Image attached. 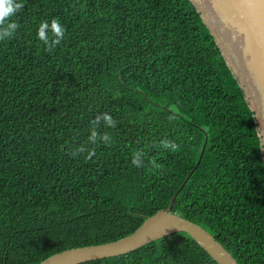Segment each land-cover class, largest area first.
<instances>
[{
    "label": "trees",
    "instance_id": "1",
    "mask_svg": "<svg viewBox=\"0 0 264 264\" xmlns=\"http://www.w3.org/2000/svg\"><path fill=\"white\" fill-rule=\"evenodd\" d=\"M23 2L11 17L14 37L0 40V264H37L130 234L168 206L193 167L171 211L239 264H264L255 117L193 3ZM52 18L65 35L49 52L36 33ZM101 113L116 126L101 122L96 131L110 141L92 143ZM165 139L179 150L164 148ZM137 151L141 167L132 164ZM78 264L217 263L176 232Z\"/></svg>",
    "mask_w": 264,
    "mask_h": 264
},
{
    "label": "water",
    "instance_id": "2",
    "mask_svg": "<svg viewBox=\"0 0 264 264\" xmlns=\"http://www.w3.org/2000/svg\"><path fill=\"white\" fill-rule=\"evenodd\" d=\"M190 1L213 35L253 111L264 159V0ZM193 170L194 167L168 206L146 217L130 234L105 243L65 249L37 264H78L116 256L176 232L187 233L217 264H239L204 227L171 211L177 193Z\"/></svg>",
    "mask_w": 264,
    "mask_h": 264
},
{
    "label": "clouds",
    "instance_id": "3",
    "mask_svg": "<svg viewBox=\"0 0 264 264\" xmlns=\"http://www.w3.org/2000/svg\"><path fill=\"white\" fill-rule=\"evenodd\" d=\"M24 7L23 0H0V40L10 39L14 37L17 32L19 25L11 20V17L14 16L17 12H19ZM37 38L43 43L46 50L51 52L56 46L60 45L62 42L65 29L63 25L60 23L58 18H52L51 21H42L37 29ZM108 127H115L116 121L113 117L108 113L98 114L94 120L92 121V129L89 140L92 143H96L97 139L102 140L103 142H109L110 137L107 134L103 136H99L96 127L101 123ZM161 145L175 152L179 150V146L174 141H169L167 139L161 141ZM83 148L77 149L72 153L75 156L78 152H83ZM95 155L94 150H90L86 159L91 158ZM142 152H135L132 157V164L136 167L142 166ZM153 168H159L160 165L156 164L154 161L152 162Z\"/></svg>",
    "mask_w": 264,
    "mask_h": 264
}]
</instances>
